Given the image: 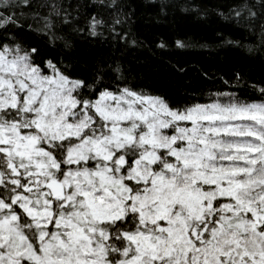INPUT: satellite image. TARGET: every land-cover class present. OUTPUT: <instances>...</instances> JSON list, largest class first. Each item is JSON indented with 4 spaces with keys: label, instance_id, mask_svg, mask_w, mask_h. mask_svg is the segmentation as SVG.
Segmentation results:
<instances>
[{
    "label": "snow or ice",
    "instance_id": "snow-or-ice-1",
    "mask_svg": "<svg viewBox=\"0 0 264 264\" xmlns=\"http://www.w3.org/2000/svg\"><path fill=\"white\" fill-rule=\"evenodd\" d=\"M60 15L0 0V264H264V88L173 106L89 81L15 36L54 44Z\"/></svg>",
    "mask_w": 264,
    "mask_h": 264
},
{
    "label": "trees",
    "instance_id": "trees-1",
    "mask_svg": "<svg viewBox=\"0 0 264 264\" xmlns=\"http://www.w3.org/2000/svg\"><path fill=\"white\" fill-rule=\"evenodd\" d=\"M47 3L55 4L61 13L53 20L63 39L50 43L48 36L35 31L38 25L31 19L33 30L15 36L24 47H38L44 61L69 66L73 75L91 81L102 71L105 85L144 89L173 106L224 99L221 94L247 102L262 98L264 6L259 0ZM249 9L256 13L254 17ZM50 11V7L39 8L41 15ZM65 17L68 23H63ZM93 17L103 21L96 35L89 30ZM65 42L70 46L65 47Z\"/></svg>",
    "mask_w": 264,
    "mask_h": 264
}]
</instances>
